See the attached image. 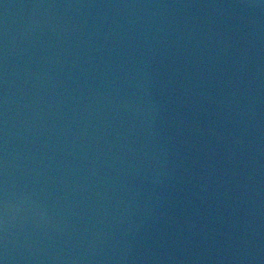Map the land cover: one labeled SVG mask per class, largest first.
Returning a JSON list of instances; mask_svg holds the SVG:
<instances>
[{"label": "water", "instance_id": "obj_1", "mask_svg": "<svg viewBox=\"0 0 264 264\" xmlns=\"http://www.w3.org/2000/svg\"><path fill=\"white\" fill-rule=\"evenodd\" d=\"M0 264H264V0H0Z\"/></svg>", "mask_w": 264, "mask_h": 264}]
</instances>
